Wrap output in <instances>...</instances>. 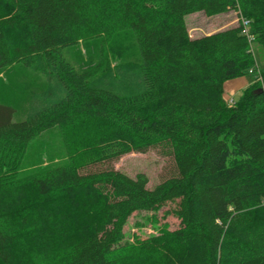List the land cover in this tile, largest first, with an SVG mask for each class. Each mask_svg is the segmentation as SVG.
Masks as SVG:
<instances>
[{
  "label": "trees",
  "instance_id": "16d2710c",
  "mask_svg": "<svg viewBox=\"0 0 264 264\" xmlns=\"http://www.w3.org/2000/svg\"><path fill=\"white\" fill-rule=\"evenodd\" d=\"M230 10L251 43L238 22L189 38L185 16ZM254 43L264 53V0H0V72L28 76L26 118L0 104V264H264V70L231 104L222 91ZM52 128L63 163L16 177ZM158 146L174 172L150 189L143 174L81 173ZM165 204L177 228L123 242L133 213Z\"/></svg>",
  "mask_w": 264,
  "mask_h": 264
},
{
  "label": "rangeland",
  "instance_id": "374dc122",
  "mask_svg": "<svg viewBox=\"0 0 264 264\" xmlns=\"http://www.w3.org/2000/svg\"><path fill=\"white\" fill-rule=\"evenodd\" d=\"M187 28V34L189 38H197L200 36L208 35L213 32L236 26L237 15L233 10L227 11L224 15L207 17L201 12L193 13L184 18ZM252 52L254 54V63L259 67V70H264V53H262L257 44L251 45ZM87 50L86 46L81 47L74 46L66 48L64 51L65 58L72 62L74 59H78L80 56L84 57V51ZM110 60V57L108 58ZM112 64V62L110 61ZM26 70L21 69L19 65L12 68H8L0 72V104L10 106L14 108V114L12 117L13 122L22 121L26 118L27 104L26 94H23L19 90V83L22 80L28 78ZM235 80V79H233ZM236 80H243L248 86L259 83L253 79L250 75H244L236 78ZM230 81H226L224 84H230ZM223 84V96L225 101L231 100L233 97L235 100L239 96V92L233 96L225 89ZM232 84V83H231ZM243 89V90H244ZM242 90V91H243ZM241 93V92H240ZM232 95V96H229ZM61 145L57 136V130L52 128L42 132L32 143L29 144L27 152L23 157L20 168L16 173V177H25L34 168L50 166L57 162V165L63 163L64 155L61 154ZM113 169L120 171L125 175L133 178L136 174H143L146 179V187L152 188L163 179L169 177L173 172V163L170 150L166 146L153 147L145 151L144 153L130 152L122 155L119 158L89 166L81 173L98 171L102 169ZM172 208L171 204H165L158 208H150L146 211L139 213H133L123 227L124 239L123 242L134 244L137 240L145 239L148 236H153L158 233L159 228L162 225H167L169 230L177 228L178 221L172 215H165V212H169ZM40 210H35L32 214V220H36L39 226V232L44 234L50 233L55 225L53 221L42 222V217L37 220L35 217L40 213ZM151 216H154L155 222L151 221ZM66 216L60 218L55 217V221L65 220ZM62 222V221H60ZM59 228V227H58ZM26 226L22 229V236L25 240H28L31 236L26 231ZM57 229H54V231ZM59 230V229H58ZM34 238H31L32 241ZM49 247L46 249L48 250ZM52 249L48 250L50 252ZM51 255L53 254L50 253ZM40 257V256H39ZM49 259L47 254L42 255V258Z\"/></svg>",
  "mask_w": 264,
  "mask_h": 264
},
{
  "label": "built area",
  "instance_id": "2783aa9c",
  "mask_svg": "<svg viewBox=\"0 0 264 264\" xmlns=\"http://www.w3.org/2000/svg\"><path fill=\"white\" fill-rule=\"evenodd\" d=\"M236 15H237V13H236ZM237 19H238L237 22L241 26V28H240L241 35H244L247 38V41L249 43H251L252 39L250 38L249 31L247 29V21L242 19V18H240V17H238V16H237ZM247 75L252 76L255 81H257L259 83L261 82L259 68H258V66L255 63H253V65L250 68L247 69ZM228 103L231 104L232 103L231 100H228Z\"/></svg>",
  "mask_w": 264,
  "mask_h": 264
},
{
  "label": "crops",
  "instance_id": "0c3cea01",
  "mask_svg": "<svg viewBox=\"0 0 264 264\" xmlns=\"http://www.w3.org/2000/svg\"><path fill=\"white\" fill-rule=\"evenodd\" d=\"M225 13L223 14H220V15H224ZM220 15H217V16H220ZM230 84H224V85H227V86H224L225 89L229 92V94H232L233 96H235V94H237V92H240L248 85V83H246L245 81L243 80H229ZM228 82V81H227ZM232 83V84H231ZM232 95H229V96H232ZM225 97V95L223 96V98ZM232 100L235 101V99L233 97H230Z\"/></svg>",
  "mask_w": 264,
  "mask_h": 264
}]
</instances>
